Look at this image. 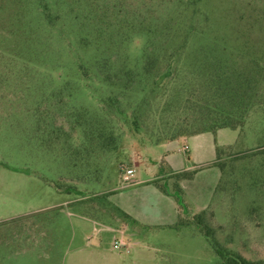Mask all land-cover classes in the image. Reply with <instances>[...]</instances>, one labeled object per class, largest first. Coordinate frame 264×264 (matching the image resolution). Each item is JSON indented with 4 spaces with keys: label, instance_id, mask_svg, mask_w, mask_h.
<instances>
[{
    "label": "rangeland",
    "instance_id": "obj_1",
    "mask_svg": "<svg viewBox=\"0 0 264 264\" xmlns=\"http://www.w3.org/2000/svg\"><path fill=\"white\" fill-rule=\"evenodd\" d=\"M218 64L222 82L240 78L235 98ZM118 81L124 121L103 103ZM102 108L115 152L84 138L73 151L70 116ZM220 125L237 129L215 161L157 176L208 161L214 134L188 137ZM146 179L170 199L128 188ZM65 201L136 202L142 224ZM196 217L220 247L264 261V0H0V264H219Z\"/></svg>",
    "mask_w": 264,
    "mask_h": 264
},
{
    "label": "trees",
    "instance_id": "obj_2",
    "mask_svg": "<svg viewBox=\"0 0 264 264\" xmlns=\"http://www.w3.org/2000/svg\"><path fill=\"white\" fill-rule=\"evenodd\" d=\"M150 64H151V62L148 60L146 62V66H145L146 71H148ZM97 68L99 70H103L105 67H104V65L99 63V64H97ZM215 72H216V79L220 78L219 82H221V88L222 89L228 88V91H226V92L229 93L231 99L235 98V96L238 95L236 93L237 88L239 87V84H241L240 78L235 77V81L237 80L236 82H232V81L222 82L223 80L221 79V77H223V73L225 72V70L219 64L216 66ZM219 73H221V74H219ZM164 75H165V77L169 76L168 72L165 73ZM116 76H119V78H118L119 81H123V83H125V81H128L132 77V72L130 70H126L123 68V70L121 69L120 72H116ZM123 83H120L121 86L118 87V93L114 97L113 96H107V98L105 99V102H103V103L105 105H107V108L109 111L112 109L113 112L115 113V115L117 117H119V119L124 121L126 118V113L124 112V110H122L119 107V103H120L119 101L121 99H123V97H124L123 93L127 89L126 84H123ZM223 93H224V90H223ZM106 112L107 111L103 108L99 109L98 112H96V113H94V112L90 113L86 110H84L80 113H76V114L73 112L74 114L71 115L70 118L72 117L75 120L73 122V124H75L76 126L74 125V127L78 130L81 129V131L79 130L80 131L79 142H75L77 144H73L70 140V144H72V146H74L73 151L76 150L75 147H81L83 145L82 138H84L85 140H90L89 142L94 141L95 144H97L96 150L99 149L100 155L105 156L109 152H113V153L115 152L117 141H118V136L114 132L112 125L105 121V116H106L105 113ZM73 124H71V125H73ZM220 129L236 130L237 127L229 126V125H220V126H215L214 129L204 130V131H201L198 133L211 132V133L215 134ZM194 134H197V133H194ZM194 134H192V135H194ZM83 149H84V147H82L81 150L83 151ZM89 149H91V147ZM83 152H84L83 157L90 156L89 153L86 151V149H84ZM81 159H82L85 166H87V165L90 166V164H89L90 159L88 157H86L84 159L81 158ZM167 174H172V172L168 168L165 172L160 173L157 176H162V175H167ZM152 184L162 194L170 196V192L166 189V187L164 185L158 183L157 181H152ZM196 218L197 219L195 222H196V225L198 227V230L205 237V239L209 243L211 249L216 254V256L219 258V260H220L219 264H264V261H262V260L250 261V260L242 257L239 254H235V253H233V252H231L225 248L220 247L218 245V243L216 242V240H214L211 237L210 230L201 223L200 217H196ZM182 221L183 220H180L181 224H183Z\"/></svg>",
    "mask_w": 264,
    "mask_h": 264
},
{
    "label": "crops",
    "instance_id": "obj_3",
    "mask_svg": "<svg viewBox=\"0 0 264 264\" xmlns=\"http://www.w3.org/2000/svg\"><path fill=\"white\" fill-rule=\"evenodd\" d=\"M227 130L230 129H220L218 130L215 134H214V151L215 153L210 157V159H208V161H202L200 159V157L197 154L193 155V159H192V165L189 167H184L182 169H175L174 167H172V165H168V169L172 172V173H176V172H180V171H187V170H191L194 167H198L204 163L207 162H212L216 160V146L220 147L218 145H216V142H218V139L220 136L222 137H227L228 135H225ZM211 132H203V133H197L194 135H190L188 138H200V137H205V136H209ZM213 135V133H212ZM230 138V137H229ZM236 138H232L229 141H227L226 143H222L223 146L222 147H227V146H232L235 143ZM187 147L186 150L184 151H188L189 148L187 145H184ZM152 179H146V180H139V181H130L129 185L131 187H136V186H140L143 189H149L151 191H153V193H157L159 195H161L163 198L165 199H170L169 196L162 194L160 191H158L154 185L151 183ZM172 201V200H171ZM135 203L136 202H68L65 201L64 204L65 205H71L72 207L74 206L76 208V210L81 211L85 214H87V211L92 210L94 212L97 211H101V212H106L108 208H115L116 210H118L120 213H122L124 216H126L128 218V220H132L134 222H138L142 224V219L141 217H139V215H137L138 213H136L135 211ZM160 205H162L163 207H167L168 209V215L170 218V223L169 224H173L175 222V220L179 218V214H178V209L176 206L175 202H158ZM135 210V211H134ZM161 218H164L161 217ZM168 224V223H166ZM163 225V224H162ZM161 224H152V226H162Z\"/></svg>",
    "mask_w": 264,
    "mask_h": 264
},
{
    "label": "built area",
    "instance_id": "obj_4",
    "mask_svg": "<svg viewBox=\"0 0 264 264\" xmlns=\"http://www.w3.org/2000/svg\"><path fill=\"white\" fill-rule=\"evenodd\" d=\"M186 149H187V147L184 146V150H186ZM123 179L127 180V175L124 174ZM113 248L114 249L125 248V244L122 241H116L115 240V242L113 244Z\"/></svg>",
    "mask_w": 264,
    "mask_h": 264
}]
</instances>
